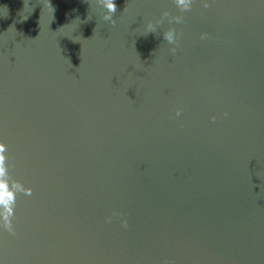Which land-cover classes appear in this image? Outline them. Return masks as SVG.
<instances>
[{"label": "water", "instance_id": "1", "mask_svg": "<svg viewBox=\"0 0 264 264\" xmlns=\"http://www.w3.org/2000/svg\"><path fill=\"white\" fill-rule=\"evenodd\" d=\"M108 3L0 0V264H264V0Z\"/></svg>", "mask_w": 264, "mask_h": 264}, {"label": "clouds", "instance_id": "2", "mask_svg": "<svg viewBox=\"0 0 264 264\" xmlns=\"http://www.w3.org/2000/svg\"><path fill=\"white\" fill-rule=\"evenodd\" d=\"M181 2H183V0H181ZM107 8H108V11L111 12V13H115L116 12V9H117V6H116V3H115V0H109V3L107 4ZM106 19H110V17H106ZM115 23V21H113V24ZM165 39L169 40V42H171L172 40V36L171 34H167L165 36ZM125 227H127V224L125 222Z\"/></svg>", "mask_w": 264, "mask_h": 264}]
</instances>
